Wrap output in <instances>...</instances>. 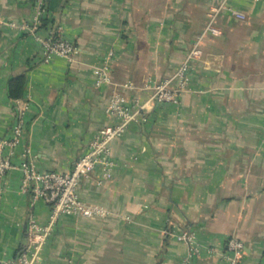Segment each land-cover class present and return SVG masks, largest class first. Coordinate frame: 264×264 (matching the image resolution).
I'll return each instance as SVG.
<instances>
[{"label": "crops", "instance_id": "1", "mask_svg": "<svg viewBox=\"0 0 264 264\" xmlns=\"http://www.w3.org/2000/svg\"><path fill=\"white\" fill-rule=\"evenodd\" d=\"M225 0H48L50 27L75 45L76 61L45 62L29 30L35 0H0V141L23 114L15 168L0 178V264L25 248L31 217L50 206L22 189L20 166L70 171L100 132L115 88L96 75L113 49L111 76L129 100L146 99L149 80L172 77ZM202 40L191 90L179 105H161L113 142L117 168L81 182L79 195L110 214L64 216L42 252L43 264H184L189 246L174 234L191 231L200 251L189 264H231L230 237L240 239V264H264V0H226ZM26 26V27H25ZM25 75L24 97L12 99V78ZM212 250V252H210Z\"/></svg>", "mask_w": 264, "mask_h": 264}, {"label": "built area", "instance_id": "2", "mask_svg": "<svg viewBox=\"0 0 264 264\" xmlns=\"http://www.w3.org/2000/svg\"><path fill=\"white\" fill-rule=\"evenodd\" d=\"M36 16L35 24L29 30L35 32L39 29L42 19L48 14L47 0H35ZM228 8L238 18H245L241 12L226 5V0L211 12V21L205 28L202 36L193 44L189 54L182 62L175 74L169 79L158 82L149 80L145 89L150 92L146 99L134 97L129 100L122 90H134L136 87L127 82L116 84L111 76L112 62L116 57L113 49L109 50L104 57L102 65L97 70L96 85L111 86L114 89L107 113L116 118V122L106 126L99 136L90 144L88 151L81 156L73 168L68 172L39 171L31 161L21 164L20 170L23 175L22 189L31 193L34 202L43 200L50 206L51 214L47 224H40L31 217L27 225V240L25 248L19 253L17 259L6 264H43L42 252L51 238L60 220L67 215H77L84 218L105 217L110 212L95 204L83 201L79 195V187L83 180L91 178L94 174H100L98 184L112 179L117 168V162L112 154L113 142L124 135L128 126L134 122L145 121L147 116L156 107L166 104L179 105L182 95L191 90V72L194 64L203 61L204 51L202 40L205 35L212 33L220 35L213 22L218 13ZM26 27V26H25ZM43 57L45 62H50L55 57L66 59L69 63L76 61L77 49L74 44L66 41L60 34L59 29L50 28L47 35L40 38ZM23 135V114L19 113L11 137L0 141V178H5L7 173L14 169L11 154L20 144ZM175 238L189 246L188 258L184 264L200 251V245L196 236L191 231H182L174 234ZM227 252L224 255L231 264H240L245 253L244 243L230 237L226 242ZM212 252V250H210Z\"/></svg>", "mask_w": 264, "mask_h": 264}, {"label": "trees", "instance_id": "3", "mask_svg": "<svg viewBox=\"0 0 264 264\" xmlns=\"http://www.w3.org/2000/svg\"><path fill=\"white\" fill-rule=\"evenodd\" d=\"M47 12H48V9H47ZM48 15L49 14H47L42 19V23L39 29L48 30L50 28H53L52 26L50 27L51 23H50V19ZM25 88H26V76L25 75H20V76L12 78L9 84L10 97L12 99H20L24 97Z\"/></svg>", "mask_w": 264, "mask_h": 264}]
</instances>
